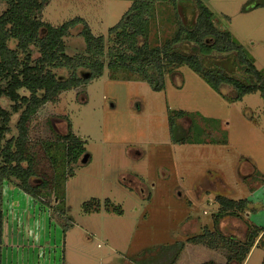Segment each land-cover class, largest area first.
Returning <instances> with one entry per match:
<instances>
[{
  "label": "rangeland",
  "instance_id": "rangeland-1",
  "mask_svg": "<svg viewBox=\"0 0 264 264\" xmlns=\"http://www.w3.org/2000/svg\"><path fill=\"white\" fill-rule=\"evenodd\" d=\"M201 1L264 73V0ZM131 5L132 0H51L40 19L59 27L80 17L95 36L107 38ZM6 9L0 1V14ZM197 14L195 0L158 3L141 40L162 48ZM81 30L65 38L68 55L85 53ZM194 48L182 47L197 53ZM205 63L241 74L230 54L214 53ZM235 95L228 85L214 89L187 66H172L160 92L139 76L106 69L85 87L47 103L31 122L28 155L36 172L31 185L47 180L49 186L34 198L5 182L3 264H141L147 251L176 242L186 246L175 264H227L228 250L189 239L205 230L247 238L245 214L224 215L218 197L248 200V219L264 224V100L256 93L233 101ZM0 103L10 108L7 98ZM17 120L15 115L13 128ZM69 123L86 150L71 166L61 139ZM58 168L65 175L53 187ZM96 200L99 210L93 211ZM263 261L264 245L247 264Z\"/></svg>",
  "mask_w": 264,
  "mask_h": 264
},
{
  "label": "trees",
  "instance_id": "trees-1",
  "mask_svg": "<svg viewBox=\"0 0 264 264\" xmlns=\"http://www.w3.org/2000/svg\"><path fill=\"white\" fill-rule=\"evenodd\" d=\"M0 1L7 4V9L0 14V98L5 97L10 102L9 109L0 103V264H3L4 184L8 181L34 198H40L41 192L49 186L47 180L35 187L30 182L36 176L28 155L30 125L38 112L47 103L56 102L63 92L85 87L103 76L106 69L111 73L123 71L139 76L153 90L160 92L165 88V76L170 67L187 66L216 90L223 85L232 87L236 94L233 101H241L245 96L256 93H260L264 100V73L248 58L244 47L233 40L231 33L215 24L214 14L201 0H195L196 19L181 25L174 41L162 48H152L147 40H141L154 7L158 3L178 4L186 0H132L131 7L119 23L109 29L107 38L95 36L88 22L80 17L59 27L42 21L41 12L51 0ZM78 27L82 28L80 35L87 48L84 54L71 56L66 53L65 38ZM11 43L15 45L11 46ZM185 45L191 50L195 47L197 53L184 52L182 47ZM35 52L40 56L34 58ZM214 53L232 55L241 68L240 76L234 71H220L207 66L206 60ZM58 70L68 76L60 77ZM15 115H18V120L14 127L16 134H13L11 124ZM69 126L68 134L61 139L67 144L66 159L71 166L86 155V150L85 142L73 134L70 123ZM171 126L173 131L174 126ZM52 165H56L55 159ZM65 169H56L51 182L53 187H58ZM70 175L74 176L72 170ZM105 201L107 206L111 204L109 200ZM95 202L97 207L93 211H98L100 203L98 200ZM217 202L224 215L239 219L250 208L246 199L236 201L218 197ZM85 207L87 211L92 209ZM113 211L122 213L115 206ZM219 214L217 216L223 215ZM247 226L249 231L244 241L205 230L189 242L206 245L212 250H228L227 264H244L256 245L257 248L264 245V229ZM70 227L69 223L65 225V234ZM185 246L184 242H176L147 251L141 264H175Z\"/></svg>",
  "mask_w": 264,
  "mask_h": 264
},
{
  "label": "crops",
  "instance_id": "crops-1",
  "mask_svg": "<svg viewBox=\"0 0 264 264\" xmlns=\"http://www.w3.org/2000/svg\"><path fill=\"white\" fill-rule=\"evenodd\" d=\"M250 172L254 173V171H253L252 169H251ZM254 189H255L254 191H258V190H259V188H254ZM248 212H249V211H247V212L245 213V218H246V220H247L246 225H251L252 223H251L250 220L248 219V217H249ZM247 223H248V224H247ZM251 226H255V227H258V228L264 229V224H263V225L261 224V226H258V225H255V224H252ZM247 227H248V226H247ZM258 241H259V240H258ZM256 246H257V245H256ZM256 246L252 249V252H251L250 255L248 256V258H247V260L245 261L244 264H247V262L249 261L250 257L252 256L253 252L257 249Z\"/></svg>",
  "mask_w": 264,
  "mask_h": 264
}]
</instances>
